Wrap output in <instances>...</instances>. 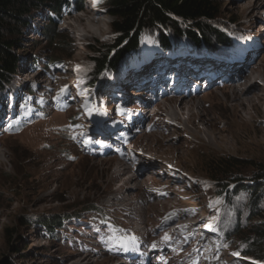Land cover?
Returning a JSON list of instances; mask_svg holds the SVG:
<instances>
[{
  "label": "rangeland",
  "instance_id": "1",
  "mask_svg": "<svg viewBox=\"0 0 264 264\" xmlns=\"http://www.w3.org/2000/svg\"><path fill=\"white\" fill-rule=\"evenodd\" d=\"M83 1L82 12L64 14L57 26L59 34L73 42V48L65 46L56 56L67 60L66 65L53 71L32 69L34 58L44 63L54 56L39 35L48 20V14L42 15L23 37L28 60L16 73L21 86L17 102L8 97L0 100L4 118L0 131L4 122L19 114L27 86L35 88L28 100L34 106L42 101L46 114L44 118L32 115L23 132L0 133V264H264L241 256L239 240H218L221 226L232 229L235 216L224 224V198L212 197L213 184L202 172L204 154L264 165V105L260 113L238 105L235 97L236 87L244 85L247 92L254 84L247 82L241 69L258 68L264 73V0H218L224 17H236L242 25L226 19L218 23L234 40L230 58L244 47L255 50L248 62L233 63L228 74L222 75L219 68L215 72L213 58H194L195 53L181 44L177 63L191 66V74L198 71L196 77L203 81L184 85L175 75L172 82L170 77L158 79L157 91L152 85L146 88V82L138 86L131 78L126 80L133 74L128 72L143 58L144 46L156 52L160 46L154 37L145 36L139 55L128 59L122 79L93 97L81 74L91 66L90 47L112 42L113 18L104 7L107 0H99L100 8L97 0H90L96 11ZM255 86L242 96L262 94L264 76ZM64 89L71 95L68 109L61 112L54 98ZM99 95L105 97L103 102ZM184 103L182 114L179 108ZM102 104L108 105L106 111ZM126 104L133 106L131 113L140 110L134 113L136 120L112 133L122 121L115 111L121 112ZM176 109L179 121L173 118ZM79 113L78 123L84 129L66 128ZM123 130L126 135L119 136ZM119 165L129 168L127 179H135L116 181V171L123 169ZM91 206L137 238L130 244L143 255L110 246L109 227L90 222L92 213L80 223H68L55 239L39 224L26 226L24 221L69 216Z\"/></svg>",
  "mask_w": 264,
  "mask_h": 264
},
{
  "label": "trees",
  "instance_id": "2",
  "mask_svg": "<svg viewBox=\"0 0 264 264\" xmlns=\"http://www.w3.org/2000/svg\"><path fill=\"white\" fill-rule=\"evenodd\" d=\"M221 6L218 0H107L104 7L113 18L111 26L114 38L110 44L90 47L93 53L91 66H88V72L81 74V80L93 92L92 97L113 88L110 82L122 79L128 59L139 55L145 36L154 37L164 52L178 50L181 44H185L199 56L216 54L232 57L228 50L235 46L234 40L220 29L218 23L226 19L237 27L242 25H239L240 20L236 17H224ZM84 7L83 0H0V100L6 97L17 100L21 86L16 83V73L28 60L25 58L27 52L23 37L33 28L35 21L48 14L47 25L39 29V35L53 49L54 56L47 58L44 63L41 58H34L32 69L53 71L67 63V60L56 57L59 52L62 54V48H73V42L61 36L57 26L64 14L82 12ZM71 57L72 54L67 58ZM26 89L29 96L35 93L33 86H27ZM70 92L64 89L57 96L58 111L68 109ZM98 98L102 102L105 99L102 95ZM27 99L20 105L23 112L12 121L8 134L23 132L33 111L39 118L46 116L41 102L31 107ZM107 108V104H102L103 111ZM114 108L119 109L118 106ZM80 118V113L71 118L66 128L83 130L84 127L78 123ZM204 155L202 172L213 184L212 197L224 198V224L227 225L235 216L234 227L221 226L216 237L222 242L239 240L243 246L241 256L264 261V165L229 156ZM83 211L69 216L27 217L24 221L26 226L39 224L50 239H55L68 228V223H80L83 216L92 213L94 215L90 217V222L109 227L107 241L110 246L117 250L129 248L131 237L122 231V224L112 222L109 214L96 206ZM14 235L13 232L10 236ZM124 242H127V247L121 246Z\"/></svg>",
  "mask_w": 264,
  "mask_h": 264
},
{
  "label": "bare ground",
  "instance_id": "3",
  "mask_svg": "<svg viewBox=\"0 0 264 264\" xmlns=\"http://www.w3.org/2000/svg\"><path fill=\"white\" fill-rule=\"evenodd\" d=\"M258 2V1H257ZM256 8V7H255ZM262 14L264 13V11L263 12H261ZM264 19V18H263ZM93 21H95V18L94 19H92V22ZM89 23V22H88ZM89 29H91L90 27H89ZM92 30V29H91ZM262 30H264V29H262ZM89 32H92V31H89ZM85 33V32H84ZM86 34H88V33H86ZM84 36H86V35H84L83 34V36L82 37H84ZM253 50H248V49H240V51H239V53H238V55L240 56V55H249V53L250 52H252ZM250 59V58H249ZM249 59L248 60H246L245 62H243V63H246V62H248L249 61ZM145 60L143 59V60H141L140 61V65L144 62ZM178 61V60H177ZM177 61H172V64H174V66H175V68H176V70H178V71H180V72H184V73H189V74H191V72H190V67L191 66H187L186 68H184V67H182L180 64H178L177 63ZM216 61L217 62H220L219 64H221L218 68L219 69H223L224 68V66L222 65V62H227V65H228V67H231V65L234 63L233 61H231L230 59L228 60L227 58H226V56H217V59H216ZM154 64H157V63H160V61L159 60H157V61H155V62H153ZM177 63V64H176ZM241 64H242V62H241ZM147 65H144L142 68H144V67H146ZM185 66V65H184ZM233 66V65H232ZM141 68V69H142ZM150 69L151 70H153V71H156L157 72V67L154 65V66H151L150 67ZM229 69V68H228ZM137 70V68L133 71V70H131V71H129V72H131V73H134L135 71ZM171 70V68L169 69V71ZM169 71L167 72V74H169ZM229 71H230V69H229ZM241 72L240 73H242L243 75L245 74V77L247 78V82L249 81H252V82H254V84H253V87H249V88H247V92L248 91H250L251 89L253 90L254 89V87H256L255 85H259V81L261 80V78H263V76H264V73L262 74V72L260 71V70H258V68L256 69V68H253V69H249V68H243V69H241L240 70ZM249 71V72H248ZM141 73V72H144L143 73V78L146 80V83H147V85H146V88L148 87H150L151 85H152V88L151 89H156L157 88V85H158V83H161V82H159V81H156V82H152V80H150L149 79V74H147L146 73V71H137V73ZM232 72V71H231ZM230 72V73H231ZM245 72H247V73H245ZM130 73V74H131ZM196 73H199L198 71L196 72L195 71V73H193V76H196L197 74ZM249 74H251V75H249ZM136 75V74H135ZM137 76V78H139L140 77V75L138 74V75H136ZM135 76V77H136ZM192 76V74L190 75V77ZM161 78H165V77H163V76H160L158 79H161ZM244 79V78H243ZM244 80H246V79H244ZM182 82V81H181ZM180 82V83H181ZM183 83V82H182ZM189 83H191V81L189 80V82H187L186 84H189ZM184 85H185V83H183ZM244 85L243 86H241V87H236L235 88V92H236V100H237V103H238V105H241L242 107H244L245 105H247L249 108H253V109H255V110H257V111H259L260 113H263V105H264V92L262 93V94H260V95H253V96H250V97H246V98H244L242 95L243 94H245V93H247L246 91H244ZM157 91V90H156ZM187 103H184L183 105L184 106H180V108H179V110H180V113H182L183 111H185V107L187 106L186 105ZM245 108V107H244ZM178 109H176L175 110V114H173L174 115V117L173 118H175L174 120H178V118H177V114H180V113H176V112H178L179 111ZM174 113V112H173ZM183 114V113H182ZM185 115V114H184ZM177 118V119H176ZM188 120H191V117H189V119ZM179 121V120H178ZM114 165V164H113ZM115 166V165H114ZM120 166V165H119ZM120 167H123V169H121L122 171L120 172V171H116V172H118V173H116V181H119L120 179L122 180H124L126 177H127V175H128V173L130 172L129 171V168H125L124 167V165H121ZM118 170V169H117ZM119 170H120V168H119ZM135 179V177H133L132 179H127L126 178V180L127 181H131V180H134ZM135 187V186H134ZM137 187V189H141V185H138V186H136ZM118 264V263H117Z\"/></svg>",
  "mask_w": 264,
  "mask_h": 264
},
{
  "label": "snow or ice",
  "instance_id": "4",
  "mask_svg": "<svg viewBox=\"0 0 264 264\" xmlns=\"http://www.w3.org/2000/svg\"><path fill=\"white\" fill-rule=\"evenodd\" d=\"M97 2H99V0H97ZM121 111H123V110H121ZM131 242H132V243L135 242V237L132 238ZM121 246H122V247H127V242L122 243Z\"/></svg>",
  "mask_w": 264,
  "mask_h": 264
}]
</instances>
